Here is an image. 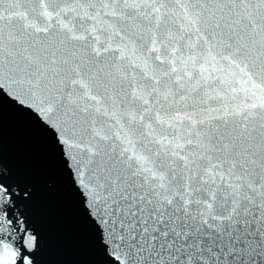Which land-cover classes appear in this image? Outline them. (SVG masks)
I'll list each match as a JSON object with an SVG mask.
<instances>
[{
	"label": "snow or ice",
	"instance_id": "1",
	"mask_svg": "<svg viewBox=\"0 0 264 264\" xmlns=\"http://www.w3.org/2000/svg\"><path fill=\"white\" fill-rule=\"evenodd\" d=\"M6 106L97 264H264V0H0V264H47Z\"/></svg>",
	"mask_w": 264,
	"mask_h": 264
},
{
	"label": "water",
	"instance_id": "2",
	"mask_svg": "<svg viewBox=\"0 0 264 264\" xmlns=\"http://www.w3.org/2000/svg\"><path fill=\"white\" fill-rule=\"evenodd\" d=\"M2 144L5 165L29 176L36 185L34 214L47 241V264H97L93 234L63 179L57 157L41 135L7 106Z\"/></svg>",
	"mask_w": 264,
	"mask_h": 264
}]
</instances>
